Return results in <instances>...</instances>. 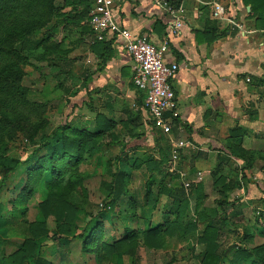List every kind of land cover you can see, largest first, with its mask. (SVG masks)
<instances>
[{"label": "rangeland", "instance_id": "374dc122", "mask_svg": "<svg viewBox=\"0 0 264 264\" xmlns=\"http://www.w3.org/2000/svg\"><path fill=\"white\" fill-rule=\"evenodd\" d=\"M80 1L0 0V68H7L0 78V149L21 161L31 156L0 192V264L30 237L28 227L38 223L46 234L35 241L34 254L50 264H203V229L214 221L220 229L215 254L224 257L222 264H230L238 249L251 255L250 262L264 264V77L247 88L238 118L218 130L209 154L178 152L177 168L186 176L187 190L156 151L157 134L140 133L137 126L131 131V122L104 126L97 149H81L78 160L63 157L60 145H39L43 132L64 124L67 136L88 137L95 109H100L95 85L81 87L83 70L92 75L96 61L85 53L89 41L83 42L81 27L88 23L89 7ZM219 1L225 8L230 0ZM25 38L43 39V47L58 52L60 61L18 62L11 51ZM70 76L79 81L74 84ZM229 149L246 151L245 162ZM148 159L153 168L144 163ZM114 162L112 172L125 174V191L109 208L102 182ZM98 211L85 250L80 236ZM224 217L227 227L221 224ZM149 229L150 247L144 243ZM133 236L135 244L121 252L106 248L117 241L131 244Z\"/></svg>", "mask_w": 264, "mask_h": 264}, {"label": "crops", "instance_id": "0c3cea01", "mask_svg": "<svg viewBox=\"0 0 264 264\" xmlns=\"http://www.w3.org/2000/svg\"><path fill=\"white\" fill-rule=\"evenodd\" d=\"M114 1L113 15L120 26L154 46L167 39L165 61L178 66L170 82L177 115L167 114L169 135L149 130L141 107L143 96L132 83L130 57L116 37L106 34L101 41L111 43L113 55L102 65L91 50L100 41L95 40L87 23L81 37L83 42L89 41L87 58L96 61L94 75L89 74L87 80V89L95 85L98 96L100 109H95V116L114 124L131 119V131L137 126L138 132L157 134L156 138L165 140L170 154L172 144L179 141L186 143L179 151L209 154L218 130L226 121L238 118L247 88L264 77V32L255 27L250 6L244 5L245 0H230L225 8L221 5L222 18L215 19L211 0H182L184 24L175 36H168L166 18L153 0Z\"/></svg>", "mask_w": 264, "mask_h": 264}, {"label": "trees", "instance_id": "16d2710c", "mask_svg": "<svg viewBox=\"0 0 264 264\" xmlns=\"http://www.w3.org/2000/svg\"><path fill=\"white\" fill-rule=\"evenodd\" d=\"M246 5L250 6V10L252 13V16L255 17V27L258 30H263L264 31V0H245ZM79 3L84 4V8H88V12H90L93 0H82ZM88 3V5H87ZM74 6L76 3L73 4ZM88 22H89V13H88ZM79 21L82 22L78 18ZM83 30H85V26L81 27ZM43 39H38V40H31L28 38L23 39L21 42L16 44L13 47V50L11 51V56L15 57L18 62L20 63H29L30 60H35L37 62H42V61H60V54L56 52L54 49L50 48H44ZM92 52L94 53L95 57L101 61L102 65H105V63L112 57L113 53L111 50V43L110 42H105V41H100L97 42L95 45L91 47ZM12 67V66H11ZM51 71L56 70V66H51L48 65ZM7 68L6 67H1L0 68V78L4 76L6 73ZM71 77V76H70ZM89 75L84 73L82 76V88L86 89L87 88V80H88ZM71 79L75 83L79 81V79H75L71 77ZM257 82H260L257 80ZM67 93L69 92V89L65 90ZM87 97L89 99H92L91 93L87 92ZM141 105L142 102H141ZM142 107V106H141ZM131 122V119L129 120V123ZM126 123V122H125ZM124 123V124H125ZM109 125V126H114V122L110 120H106L103 116L96 114L95 116V122L93 124V128L88 130V137H85L83 139L75 138V137H70L67 136L64 132L63 129L65 128V124L59 126L58 128L54 129L50 134H45L44 132L40 135V138L37 140L39 141V145L46 148V147H55L60 145L63 153V157L66 158H72V159H79V153L81 149H88L90 152H94L97 147L99 146V141L103 139V134L106 129H104V126ZM107 127V126H106ZM59 131H62L58 133ZM233 133L237 135H244V133L240 132L238 129H234ZM242 133V134H241ZM29 141H33L35 144L36 142L34 141L35 137L34 136H29L28 137ZM164 141V142H163ZM234 143L239 142V137L234 138ZM154 146L156 151H158L163 160L166 161V163L169 161L170 157V151L169 148L165 142L164 139L161 140V138H156L154 141ZM231 151V152H230ZM230 155L236 159L241 160L242 162H245L244 159V154H246L244 151L242 154L236 153V151H233L232 149H229ZM242 152V151H241ZM253 152V151H250ZM261 151L255 152V154L258 157V154H260ZM261 157V155H259ZM31 159V156L28 155L23 161L17 159V158H9L4 156V152L0 149V192L3 189V186L9 176L19 167L20 164H25ZM261 159H263L261 157ZM119 159L117 160V162ZM125 162V161H122ZM143 162V161H142ZM138 163V158L134 157V165ZM144 163L148 164L151 168L154 167L153 162L148 159L144 161ZM247 163V162H246ZM115 162L112 164H108L107 170L105 172V175L107 177L106 182H102V185L105 186V202L108 201L109 203V208H111L116 202L120 195L124 193L125 187H124V182L123 179L125 178V174L123 172H116L115 170L112 172L111 167L114 165ZM116 167V166H115ZM100 211V210H99ZM97 212L96 217L90 216V222L89 224L85 227L84 234H82L80 237L83 238V247L86 250V244L87 241L89 240V237L92 235L94 231L93 227L97 222L95 220L97 219V216H99V213ZM62 216V211L57 212V217ZM229 218H222L221 224L223 226L228 225ZM219 226L216 221L206 224L204 229H203V234L201 237V241L204 243L205 251H206V256L203 264H222L223 263V256H217L216 250H217V243L216 240L219 238ZM28 234L29 238L25 239L24 242L19 245L16 251L11 253L10 255L6 256L3 258V263L4 264H25L27 261H30L31 264H50V262L46 259H43L42 257L35 256L34 254V247H35V241L42 236L46 234V231L44 229L43 223H38L35 226H29L28 229ZM150 229L145 232L144 235V243L150 247L151 246V234L152 232ZM132 244H135V237H131V244H124L122 241H117L110 247H106L109 252H121L123 247L125 246H130ZM234 258L231 260H228L230 264H240V262H248V264H254V262H250L249 258L251 255L249 253H246L245 250H236L234 252Z\"/></svg>", "mask_w": 264, "mask_h": 264}, {"label": "built area", "instance_id": "2783aa9c", "mask_svg": "<svg viewBox=\"0 0 264 264\" xmlns=\"http://www.w3.org/2000/svg\"><path fill=\"white\" fill-rule=\"evenodd\" d=\"M114 0H93L89 12V26L94 38L101 41L106 34H111L121 42L124 52L132 61V83L143 96L142 110L145 113V125L150 131L169 135L171 125L167 114L177 115L175 94L170 82L175 77L178 66L165 61L168 41L165 39L159 46H154L143 38L133 35L120 26L114 19ZM155 6L166 18L167 35L175 36L185 21V10L182 0H153ZM212 16L221 19L223 15L219 0H211ZM186 143L172 144L169 166L172 173L178 174L182 186L188 189L186 176L177 168L178 152ZM200 174H196V178ZM200 179V178H198Z\"/></svg>", "mask_w": 264, "mask_h": 264}, {"label": "water", "instance_id": "95a60500", "mask_svg": "<svg viewBox=\"0 0 264 264\" xmlns=\"http://www.w3.org/2000/svg\"><path fill=\"white\" fill-rule=\"evenodd\" d=\"M249 9V8H248Z\"/></svg>", "mask_w": 264, "mask_h": 264}]
</instances>
